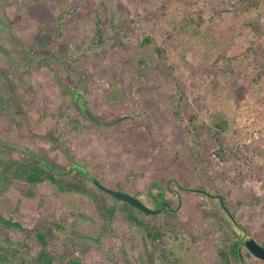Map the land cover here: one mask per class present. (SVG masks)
Listing matches in <instances>:
<instances>
[{
    "label": "rangeland",
    "instance_id": "374dc122",
    "mask_svg": "<svg viewBox=\"0 0 264 264\" xmlns=\"http://www.w3.org/2000/svg\"><path fill=\"white\" fill-rule=\"evenodd\" d=\"M25 149L61 182H29ZM74 164L154 209L162 191L163 244ZM0 214L57 219L88 264H220L236 241L264 264L243 242L264 246V0H0Z\"/></svg>",
    "mask_w": 264,
    "mask_h": 264
},
{
    "label": "trees",
    "instance_id": "16d2710c",
    "mask_svg": "<svg viewBox=\"0 0 264 264\" xmlns=\"http://www.w3.org/2000/svg\"><path fill=\"white\" fill-rule=\"evenodd\" d=\"M38 163L40 166L34 167L27 175L29 182L36 183L44 180H48L53 184L61 182L58 179L60 173L58 168H54L51 164H46L43 161H38ZM76 167H78L79 173L90 177L86 169L80 166ZM63 187L61 184L60 188L63 189ZM154 199L156 200L155 208L166 201L162 191L154 196ZM222 202L232 221L234 220L239 225L235 217L229 212L223 197ZM143 212L148 216H153V220L143 221L137 217L133 220L143 228L157 245L163 244L166 236L165 229L169 232L172 231L173 214L178 216L177 209H173L170 205V207L165 206L156 214ZM163 214L166 217L164 221H161ZM63 228H65L64 224L57 219H44L26 223L0 214V238L2 241L0 243V264H88L81 257L80 249L75 244L58 241L57 232ZM241 244L242 242L236 241L226 249L222 248L220 250V264H233L234 260H237L238 264H244L239 249Z\"/></svg>",
    "mask_w": 264,
    "mask_h": 264
},
{
    "label": "water",
    "instance_id": "95a60500",
    "mask_svg": "<svg viewBox=\"0 0 264 264\" xmlns=\"http://www.w3.org/2000/svg\"><path fill=\"white\" fill-rule=\"evenodd\" d=\"M84 108H85V111H86L87 115L93 121H95L97 123H100V124H103V125H108L109 124L108 122H105V121L99 119L98 117H96L94 115V113H92L87 107L84 106ZM90 177H91V180L93 181V183L98 188H100L101 190L111 194L112 196H114V197H116V198H118L120 200H123V201H125V202H127L129 204H132L133 206L139 208L142 211H145V212H148V213H152V214H156V213H159L165 206H169L170 207L169 202L164 201V202H162L160 204V206L158 208H156V209L151 208L150 206L145 204L142 200H140L136 196H134L132 194H129L127 192L120 191L118 189L106 186L103 183H101L99 180L94 178L92 175ZM181 188L186 189V190H195V191L199 190V189H193V188H187V187L186 188L185 187H181ZM244 244L254 256H256L259 259L264 260V246L262 244H260L255 238H253V237L248 238L244 242ZM240 254H241V259L243 260L241 250H240Z\"/></svg>",
    "mask_w": 264,
    "mask_h": 264
},
{
    "label": "flooded vegetation",
    "instance_id": "af4514ba",
    "mask_svg": "<svg viewBox=\"0 0 264 264\" xmlns=\"http://www.w3.org/2000/svg\"><path fill=\"white\" fill-rule=\"evenodd\" d=\"M76 83V82H75ZM73 85H74V83L72 84V83H70V84H65V86H66V90H68L69 92H71V94H73V96L76 98V100L78 101V103H79V105H80V107H81V110L84 112V114L86 115V117L91 121V122H93V123H95V124H97V125H99V126H104V127H111V126H114V121H109V120H105V119H103L100 115H98L96 112H94V110L92 109V108H90V106L87 104V102H86V99H85V93H84V90L86 91V88H87V81L85 80V79H82L81 80V83H76V87L74 88L73 87ZM70 89H72V90H70ZM84 106L85 107H87L92 113H94V115L96 116V117H98L99 119H101V120H103V121H105V122H108L109 124L108 125H103V124H100V123H97V122H95V121H93L88 115H87V113H86V111H85V108H84ZM25 151L26 152H31V150L30 149H25ZM31 154L35 157V159H36V161L38 162V161H43L44 163H46V164H49L48 162H46L44 159H42V158H40L39 156H37L36 154H35V152H31ZM53 166V165H52ZM76 166H78V165H76V164H74V166L73 167H76ZM54 167V166H53ZM54 168H56V167H54ZM83 168V167H82ZM85 169V168H84ZM60 172V171H59ZM89 175L91 176V174L89 173ZM89 178H91V177H89ZM95 185V184H94ZM96 186V185H95ZM97 187V186H96ZM98 188V187H97ZM99 189V188H98ZM105 192V191H104ZM107 193V192H106ZM109 194V193H108ZM208 194H211V192H208ZM111 195V194H110ZM212 195V194H211ZM214 196L215 195H217L218 197H222L221 195H219V194H213ZM170 204V203H169ZM156 209V208H155ZM249 238H251V237H249ZM248 238H246L245 240H243V242L244 241H246ZM239 249H241V246L239 247ZM243 261V263H244V260H242ZM245 264V263H244Z\"/></svg>",
    "mask_w": 264,
    "mask_h": 264
}]
</instances>
